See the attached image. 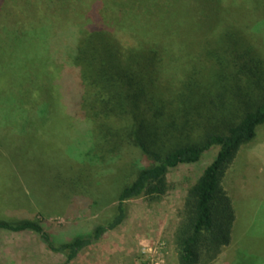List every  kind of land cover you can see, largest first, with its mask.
<instances>
[{
    "label": "rangeland",
    "instance_id": "374dc122",
    "mask_svg": "<svg viewBox=\"0 0 264 264\" xmlns=\"http://www.w3.org/2000/svg\"><path fill=\"white\" fill-rule=\"evenodd\" d=\"M104 25L122 54L151 39L175 66L201 60L210 37L247 27L264 59V0H0V221L38 220L58 243L112 217L117 203L110 178L126 163L83 160L89 149L81 123L66 107L62 87L54 85V92L47 85L59 79L61 63L53 60L47 69L53 75L45 78L47 99L29 92L40 97L32 109L17 105L24 102L19 80L33 70L41 74L49 56L65 55L77 30ZM27 38L29 45L23 44ZM28 50L34 62L25 61ZM242 149L223 182L236 213L234 244L212 264H264V125ZM218 152L214 147L199 163L171 169L170 190L159 202H126L119 229L70 264H179L181 212ZM40 241L33 232L0 230V264L65 263Z\"/></svg>",
    "mask_w": 264,
    "mask_h": 264
},
{
    "label": "trees",
    "instance_id": "16d2710c",
    "mask_svg": "<svg viewBox=\"0 0 264 264\" xmlns=\"http://www.w3.org/2000/svg\"><path fill=\"white\" fill-rule=\"evenodd\" d=\"M244 30L210 37L201 60L175 66L155 40L122 54L107 26L80 29L65 55L49 56V64L44 60L41 74L33 70L28 81L17 71L19 102L24 98L17 105L32 109L40 97L32 99L29 92L44 99L45 78L53 77L47 69L53 60L61 63L59 79L47 85L52 91L56 84L62 87L66 107L81 123V140L89 149L83 160L126 164L110 178L114 214L91 232L58 243L38 220L0 221V230L33 232L70 264L119 229L127 218L126 202H159L170 190L171 169L197 164L218 147L215 160L188 192L175 236L179 264L214 263L234 244L236 213L223 182L242 147L264 125V59L254 34ZM23 44H30L28 38ZM25 61L34 62L29 50Z\"/></svg>",
    "mask_w": 264,
    "mask_h": 264
},
{
    "label": "crops",
    "instance_id": "0c3cea01",
    "mask_svg": "<svg viewBox=\"0 0 264 264\" xmlns=\"http://www.w3.org/2000/svg\"><path fill=\"white\" fill-rule=\"evenodd\" d=\"M244 151V149H241V151L239 152V154H238V156L240 155H242V152ZM248 155H250V153H248ZM232 198V197H231ZM21 233H23V232H20V233H18V235L19 234H21ZM41 242V241H40ZM42 243V242H41ZM38 246V245H37ZM45 246V245H44ZM39 247V250L38 251H40L41 249H40V246H38ZM47 248V247H46ZM50 251V250H49ZM35 253H36V250H35ZM54 253V252H53ZM57 254V253H56ZM66 262V261H65Z\"/></svg>",
    "mask_w": 264,
    "mask_h": 264
}]
</instances>
